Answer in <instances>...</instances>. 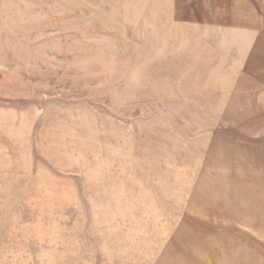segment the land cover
<instances>
[{
  "label": "rangeland",
  "instance_id": "374dc122",
  "mask_svg": "<svg viewBox=\"0 0 264 264\" xmlns=\"http://www.w3.org/2000/svg\"><path fill=\"white\" fill-rule=\"evenodd\" d=\"M0 264H264V0H0Z\"/></svg>",
  "mask_w": 264,
  "mask_h": 264
}]
</instances>
